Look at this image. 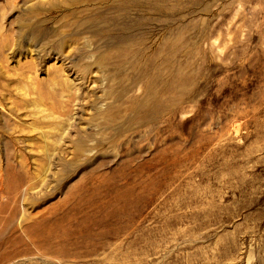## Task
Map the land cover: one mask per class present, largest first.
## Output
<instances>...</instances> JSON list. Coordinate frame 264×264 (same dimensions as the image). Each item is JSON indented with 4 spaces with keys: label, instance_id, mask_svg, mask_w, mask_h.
Segmentation results:
<instances>
[{
    "label": "rangeland",
    "instance_id": "rangeland-1",
    "mask_svg": "<svg viewBox=\"0 0 264 264\" xmlns=\"http://www.w3.org/2000/svg\"><path fill=\"white\" fill-rule=\"evenodd\" d=\"M111 83L147 103L148 122L96 126ZM42 115L67 119L46 175L62 128ZM0 127V206L15 195L8 205L73 219L98 203L102 224L66 243L96 251L89 264H263L264 0H0ZM78 130L106 141L63 171ZM21 217L0 222L2 242Z\"/></svg>",
    "mask_w": 264,
    "mask_h": 264
},
{
    "label": "bare ground",
    "instance_id": "bare-ground-1",
    "mask_svg": "<svg viewBox=\"0 0 264 264\" xmlns=\"http://www.w3.org/2000/svg\"><path fill=\"white\" fill-rule=\"evenodd\" d=\"M46 34L47 31L44 28L42 30H37L35 33L30 32L29 36L32 40H37L41 37H46ZM7 44V40H4L2 42L3 46H7ZM62 45L63 41L61 40L57 41L56 43L53 42V49L58 50L60 46L63 47ZM100 65L104 66V63ZM113 68L119 70L121 66L114 65ZM85 70H87L86 66L83 67V71ZM116 74H114L115 78H122V73H117L116 71ZM115 84L116 83H111L102 93L103 98L111 99L113 102L111 104H107L103 110H99L96 115H92L94 117H92L91 120L96 124V126L105 129L114 126L115 121L118 120H122L125 123H131L133 120L148 122L149 119L143 113V109L145 110L148 107L146 105L147 103H144L145 106H143L140 102H137L138 98L135 96V94L132 93L130 95L128 90H125L124 88L123 90H119ZM55 85L53 84V87ZM63 85L64 83L62 81L61 89ZM71 89L73 88L71 87ZM99 99L100 97H94L92 101L93 103H97ZM71 100L72 102H74L76 99L72 98ZM64 104L68 105V102H64ZM138 111H140V116L137 114ZM68 114H70V112H68ZM40 117L45 120L53 119V130H56V128L59 126H61L62 128L61 130H59L61 131L59 134V138L54 139L52 142L53 145L45 148V150L43 151L44 163H42V165L40 166L39 171L46 175L50 169L49 167L51 166V161L53 162L55 160V146L58 144L60 137H62V135L65 133L66 128L63 129V127L67 124V119L60 118L59 122L57 123L55 122V120L58 119V117L54 115L53 117L50 115H42ZM67 117L69 118V116ZM120 129H122L120 128V126H118L116 129L112 128L113 135H119ZM1 137L3 136L1 135L0 127V138ZM103 137L104 136L95 138L94 135L90 132L78 130L76 138L72 141L73 161L69 162L67 160L59 158V161L61 162V165L63 167V171H68L72 163H76L86 156V151L88 150L87 142L89 140H95L94 147H97L106 141ZM94 147L92 146L91 150ZM18 167L19 170L25 172L27 163L20 162ZM32 189H34L32 181L27 180L26 182H21V193ZM13 197H15V195H11L9 197V200ZM7 202H4V205L0 206L2 207L0 208V222H3L4 225L7 223L10 224L16 215L21 214L22 217L21 219H19V225L12 227L10 230L13 236L11 238L5 239L3 242L0 240V264H15L16 261L22 258L36 259L40 256L45 260H53V262L57 264H65L66 262L72 261L84 262L86 264H89L91 262L93 256L96 254V251L72 252L69 249V245H66V243L70 242V240L73 238H77L78 236L83 235V233L89 234L90 231L82 233L81 229L84 225H87L89 228H91L93 225L102 224V222L100 221V217L96 214L99 209L102 210V207H98V203L92 202L93 205H91L89 204V202L84 203L83 201L84 204H81L80 206L78 205L71 210L72 213L70 218L73 217V219H64L65 214L55 215L53 214V212H51L48 216L45 214H30L29 212H27L24 203L15 201L12 204L8 205ZM125 210L126 207L123 206L122 212ZM91 218L94 220H92ZM24 220L26 221V224L23 226L21 225V223ZM131 220H133V218ZM53 234L63 238L58 239L57 237L53 236ZM118 234L119 232H117L116 230L112 232L113 236H117ZM109 254L111 255H109L107 261H120L121 253L116 251L110 252ZM262 260H264V258ZM98 264H103L100 258Z\"/></svg>",
    "mask_w": 264,
    "mask_h": 264
}]
</instances>
